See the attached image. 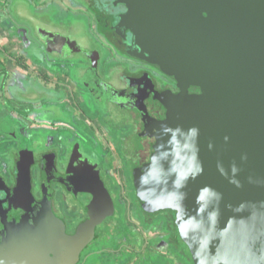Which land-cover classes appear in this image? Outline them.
<instances>
[{
	"label": "flooded vegetation",
	"instance_id": "flooded-vegetation-1",
	"mask_svg": "<svg viewBox=\"0 0 264 264\" xmlns=\"http://www.w3.org/2000/svg\"><path fill=\"white\" fill-rule=\"evenodd\" d=\"M39 1L0 0V249L21 229L34 228L42 200L50 195L51 210L67 234L88 219L96 222L76 264L96 253L86 249L99 238V221L111 225L119 216L125 230L141 228L142 250L162 257V264H184L182 257L194 264L173 211L154 210L147 200L143 171L155 141L151 124L165 116L158 96L180 92V84L124 50L131 45L130 30L115 26L112 16L125 9L113 0H76L80 20L90 22L91 50L48 26L33 29L21 14ZM81 51L90 65L89 81L77 68L74 75L77 63L67 59ZM32 78L35 91L49 99L35 103L25 97L22 88ZM159 214L164 221L155 224ZM132 234L118 240L125 250H139L124 242Z\"/></svg>",
	"mask_w": 264,
	"mask_h": 264
},
{
	"label": "water",
	"instance_id": "water-1",
	"mask_svg": "<svg viewBox=\"0 0 264 264\" xmlns=\"http://www.w3.org/2000/svg\"><path fill=\"white\" fill-rule=\"evenodd\" d=\"M112 4L125 9L112 16L115 26L130 30L131 45L124 50L157 65L181 86L178 93L158 96L165 116L151 124L155 141L143 166L147 200L154 210H172L175 226L180 216L182 230L196 236L207 223L206 213L198 215L197 197L215 206L212 194L201 192L205 187L215 189L222 196L220 224L227 227L212 251L219 244V251L226 253L264 203V0H113ZM191 86L200 92H187ZM245 154L247 160H242ZM233 164L240 169L239 188L229 182ZM218 165L229 176L222 175ZM50 198L42 200L34 228L21 229L4 244L5 250L0 249V264L77 263L94 237L96 222L88 219L73 235L67 234L51 210ZM237 206L244 211L234 212ZM188 216L203 223L198 228ZM178 234L198 264L191 241ZM208 260L207 251L201 249L199 264Z\"/></svg>",
	"mask_w": 264,
	"mask_h": 264
},
{
	"label": "rangeland",
	"instance_id": "rangeland-1",
	"mask_svg": "<svg viewBox=\"0 0 264 264\" xmlns=\"http://www.w3.org/2000/svg\"><path fill=\"white\" fill-rule=\"evenodd\" d=\"M38 3L41 4H39L37 8H35V5L29 6V8L27 7L28 12L21 14L22 16H26V19L29 20L33 29L41 26H48V28L55 29L65 34L72 41L76 42L80 49L91 50L95 48L89 37L92 33L89 27L90 22L80 20V17H82V5L77 3L76 0H40ZM18 6L21 7L23 5L19 4ZM16 12L19 13L18 9H16ZM49 19H51V22L48 25H45L49 22ZM47 55L51 58H56L57 56L51 52H48ZM67 59L71 62L77 63L73 69L74 75L77 68L79 75L89 81L90 65L85 54L82 51L74 52L71 55H68ZM99 71L102 76H105L103 73L104 66L101 65ZM29 83H31L30 87L24 86V88H22L25 92V97L27 96L28 100L36 103L39 100L41 101L46 98L49 99L48 95L35 91L37 79L32 78ZM10 135L13 136V133L11 132ZM30 138H34L33 132L31 133ZM139 218L142 220L143 215H140ZM116 219H118V221L111 225L103 223L102 220L99 219L101 220L99 221L98 228L99 238L86 249V251H96V253L92 254L87 260H85L84 264H162V257L147 252L148 249H144V251L142 250L145 244L143 241L140 243L139 237H142L141 228H139L138 231H132L131 229L125 230L126 227L124 226H126V223L122 220L121 216ZM152 221H154L155 224H158L160 221H164V215L159 214L154 217ZM144 227L146 228V226ZM129 233L134 234H132L133 239L135 235H137V238L133 240L129 237V239L124 242L129 243L139 250H125L123 245L118 241L120 237L126 238V235ZM150 236L151 234L149 233L148 237ZM181 261L184 264H192V261L187 257H182Z\"/></svg>",
	"mask_w": 264,
	"mask_h": 264
},
{
	"label": "clouds",
	"instance_id": "clouds-1",
	"mask_svg": "<svg viewBox=\"0 0 264 264\" xmlns=\"http://www.w3.org/2000/svg\"><path fill=\"white\" fill-rule=\"evenodd\" d=\"M195 133V129L191 130ZM227 137L225 140L227 141ZM211 148L212 145L210 144ZM242 160H247V155H242ZM218 168L222 175L229 176V172L226 171L221 165ZM202 170V169H201ZM240 169L233 164L230 168V179L229 182L236 185V187H241L240 181L236 179ZM251 182V180H250ZM201 192H207L212 194V199L217 202L214 206L211 201L208 203L204 202V198L197 197V202L200 207L197 209L199 216H205L207 223L204 226L202 232H198L196 236H193L190 232L183 231L181 228V217L177 216V231L181 235V239L185 241H191L190 247H192L194 255L198 260L199 264V254L201 249H205L209 256L208 264H264V203L256 209V218L253 223L246 225L245 232L241 237L234 240L233 245L226 253H221L219 251L220 245L217 244V251H212L213 242L220 241L222 239L221 233H224L227 225L221 226L220 217L221 213L218 207V202L222 198L221 194L215 189L205 187L201 189ZM183 200V195H181V201ZM182 206V205H181ZM175 211V209H173ZM234 212H242L244 208L242 206H237L233 209ZM252 217V213H249V218ZM188 220L197 221L196 217L188 216ZM235 223V218H232ZM245 219V218H242ZM203 223V221H197V227ZM212 233V234H208Z\"/></svg>",
	"mask_w": 264,
	"mask_h": 264
}]
</instances>
